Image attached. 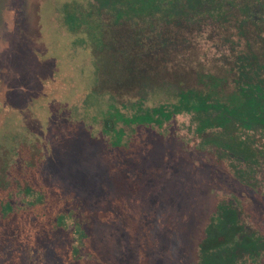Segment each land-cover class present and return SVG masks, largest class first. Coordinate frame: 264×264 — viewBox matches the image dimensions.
Masks as SVG:
<instances>
[{
    "label": "rangeland",
    "instance_id": "rangeland-1",
    "mask_svg": "<svg viewBox=\"0 0 264 264\" xmlns=\"http://www.w3.org/2000/svg\"><path fill=\"white\" fill-rule=\"evenodd\" d=\"M74 1L87 9L90 0H0V155L25 138L26 148L37 147L26 157L38 153L43 175L73 203L63 227L34 247L9 245L0 264H65L57 253L67 248L93 261L87 264H200L206 229L228 202L245 229L264 240V159L249 170L224 157L197 132L191 114L149 120L166 101L160 93L141 99L102 90L94 48L62 21L63 5ZM258 27H248L241 48L249 43L263 57L264 25ZM211 29L166 30L177 51L128 59L136 61L126 78L123 72L125 84L145 68L158 82L184 86L195 85L197 73L224 75L225 58L232 66L230 43ZM125 37L117 33L122 48ZM36 197L17 195L16 209L32 208ZM237 264H264V251Z\"/></svg>",
    "mask_w": 264,
    "mask_h": 264
},
{
    "label": "trees",
    "instance_id": "trees-1",
    "mask_svg": "<svg viewBox=\"0 0 264 264\" xmlns=\"http://www.w3.org/2000/svg\"><path fill=\"white\" fill-rule=\"evenodd\" d=\"M242 4L238 0H90L85 9L74 1L63 5L62 21L69 33L83 36L82 42L89 41L94 48L102 90L113 97L138 95L145 99L150 91L164 95L165 103L149 112V120L162 123L175 115L191 114L207 144L253 170L264 159V149L256 139L258 136L264 140V52L259 57L249 43L241 48V41L248 38L246 22L251 1ZM253 22L250 26L255 29L264 25V21ZM172 28L199 33L206 28L219 31L221 40L230 43L232 66L225 58L223 66L228 69L224 75L197 73V82L191 86L180 81L158 82L147 68L138 70L136 83L125 84L123 72L126 78L136 61L128 59L177 51L178 44L166 32ZM231 30L233 34L236 31L237 41L228 35ZM119 31L128 42L123 48L116 39ZM113 125L112 119L105 120L107 132L113 130ZM16 144L0 155V255L9 245L15 249L34 247L42 235L64 226L73 207L70 197L43 175L35 161L39 154L26 157V151H37V147L26 148L25 138ZM19 194L36 195L37 201L30 209L17 210L15 200ZM122 205L119 201V211ZM199 247L200 264H237L245 256L258 258L264 251V240L245 229L240 211L228 202L219 205ZM69 249L57 253L65 264L93 262L74 258Z\"/></svg>",
    "mask_w": 264,
    "mask_h": 264
},
{
    "label": "flooded vegetation",
    "instance_id": "flooded-vegetation-1",
    "mask_svg": "<svg viewBox=\"0 0 264 264\" xmlns=\"http://www.w3.org/2000/svg\"><path fill=\"white\" fill-rule=\"evenodd\" d=\"M238 2L242 4L241 0H238ZM257 2L259 4L254 5V3H257ZM236 3H237V0H236ZM250 7H251L250 12L247 15L249 19L246 22V26L248 27H250V24H252L253 21H255V23L257 24H260L264 21V1L263 0H251ZM253 12H255L254 14L256 15V17L253 15Z\"/></svg>",
    "mask_w": 264,
    "mask_h": 264
}]
</instances>
